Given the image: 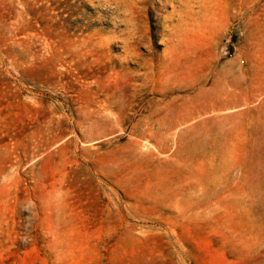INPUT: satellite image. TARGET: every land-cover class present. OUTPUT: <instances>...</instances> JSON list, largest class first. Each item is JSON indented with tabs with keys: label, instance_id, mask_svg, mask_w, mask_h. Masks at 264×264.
I'll return each instance as SVG.
<instances>
[{
	"label": "rangeland",
	"instance_id": "rangeland-1",
	"mask_svg": "<svg viewBox=\"0 0 264 264\" xmlns=\"http://www.w3.org/2000/svg\"><path fill=\"white\" fill-rule=\"evenodd\" d=\"M0 264H264V0H0Z\"/></svg>",
	"mask_w": 264,
	"mask_h": 264
}]
</instances>
